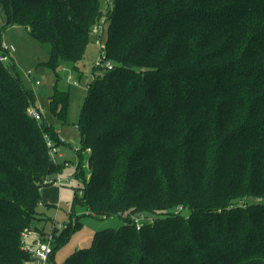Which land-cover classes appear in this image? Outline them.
<instances>
[{
  "label": "trees",
  "instance_id": "obj_1",
  "mask_svg": "<svg viewBox=\"0 0 264 264\" xmlns=\"http://www.w3.org/2000/svg\"><path fill=\"white\" fill-rule=\"evenodd\" d=\"M0 14V41L18 25L49 45L48 112L70 125L59 71L84 57L101 0H0ZM107 20L100 63L113 65L93 72L74 126L77 176L93 158L74 202L124 223L62 264H264V0H114ZM36 103L14 58L0 60V264L33 261L27 229L53 235V264L79 224L40 209L66 167L45 139L61 142L56 123L29 114ZM138 212L153 221L138 229Z\"/></svg>",
  "mask_w": 264,
  "mask_h": 264
},
{
  "label": "rangeland",
  "instance_id": "obj_2",
  "mask_svg": "<svg viewBox=\"0 0 264 264\" xmlns=\"http://www.w3.org/2000/svg\"><path fill=\"white\" fill-rule=\"evenodd\" d=\"M114 0H101V8L104 12L101 24L95 25L92 30L90 42L86 48V52L81 61L78 62L77 68L72 63H66L63 69H60V79L58 87L70 92V102L68 108V122L72 128L79 124L81 112L87 97L88 85L92 81L93 72L103 74L105 68L102 66L105 63H100V58L104 54V46L108 37L109 21L107 13L113 7ZM1 15V14H0ZM0 17V22H1ZM3 40L8 45H14L16 51L14 53V62L17 72L24 79L26 84L35 91L36 104L43 108L44 116L50 121L56 123L59 132L66 139L68 144H63L60 149L65 152V156L69 158L73 146L76 141H69L65 136L68 135V124H60L56 117L48 112L49 96L53 92L55 83V74L50 67L41 64L49 58V45L36 41L27 32L24 26H11L3 30ZM103 48V49H102ZM28 69L35 70V74L31 77H26L25 72ZM72 75L71 82L68 81V76ZM39 78L40 85H35L34 80ZM75 129V128H74ZM76 130V129H75ZM77 131V130H76ZM65 132V133H64ZM78 133V132H77ZM70 143V144H69ZM87 151V150H86ZM89 156H86L88 159ZM72 162L76 164L78 158L71 156ZM85 167V166H84ZM89 168L83 170L81 177L73 172V168L67 167L62 172V178L72 175L69 183L63 181L59 187L52 185L43 189V193H49L55 204L52 206H40L46 214L57 223H67L78 221V226L75 228L69 239L60 246L54 253L53 264H62L68 256L79 248L88 247L92 244L95 233L98 230L106 228H118L124 223V219L120 215L102 216L97 215L90 209L89 205L82 202H74L75 190L78 195L82 196L81 187L84 186L82 178H89ZM55 186V187H54ZM57 205V206H56ZM184 213L188 215V211ZM38 226L45 225L46 230L51 228V222H38ZM44 227V226H43ZM31 239L27 242L30 245ZM32 264H39L34 261Z\"/></svg>",
  "mask_w": 264,
  "mask_h": 264
},
{
  "label": "built area",
  "instance_id": "obj_3",
  "mask_svg": "<svg viewBox=\"0 0 264 264\" xmlns=\"http://www.w3.org/2000/svg\"><path fill=\"white\" fill-rule=\"evenodd\" d=\"M0 34H1V27H0ZM0 60L2 62H8L11 60V58H14V53L16 51V47L14 45H8L7 43L4 42V40L0 41ZM111 62H108L105 64L106 69L110 70L112 69ZM35 70L33 69H28L25 72L26 77H31L32 75L35 74ZM73 79L72 75L68 76V81L71 82ZM35 85H40L41 80L39 78L35 79L34 81ZM29 114L33 116L37 121H40L43 118L44 111L43 108L38 105V106H31L29 108ZM78 129V126L76 127ZM46 143L49 148V153L52 158V160L56 162H61L64 163L65 167H71L73 168V172L76 175V172L78 170L79 166V152L81 150V145H74L72 150H71V156H76L78 158V162L74 164L72 162L71 156L67 158L65 156V152L60 149V146H62L64 143H66V139L61 136L60 138V143H57L50 137L48 134L45 135ZM88 152H91V148L87 149ZM87 165V164H85ZM62 172H58L55 174L53 177H50L48 182L51 184L58 186L63 183V181L69 183L71 181L72 175L66 176L64 179L62 178ZM59 187V186H58ZM182 207H179L177 211H179ZM133 223L136 225L138 229L141 228V226L146 223V222H151L153 221L154 217L146 212H138L135 214L131 215ZM67 223L59 225V227H66ZM31 239V244L28 245L27 242ZM53 235L51 233H46V234H41L39 231L35 229H27L23 233V249L28 251L32 258L33 261L31 264L36 261V263L39 264H50V256L53 251Z\"/></svg>",
  "mask_w": 264,
  "mask_h": 264
},
{
  "label": "crops",
  "instance_id": "obj_4",
  "mask_svg": "<svg viewBox=\"0 0 264 264\" xmlns=\"http://www.w3.org/2000/svg\"><path fill=\"white\" fill-rule=\"evenodd\" d=\"M70 126V125H69ZM75 128V127H74ZM74 128H72L71 126L69 127V129H67V134L68 135H65L68 139H69V141H72V143H73V141H76V142H74V143H78L77 142V137H78V133H77V131L74 129ZM59 129V128H58ZM59 131V130H58ZM65 133V132H64ZM69 156H71V154L69 155ZM55 187V186H54ZM58 187V186H57ZM44 198H45V200H44V203H48V204H54L55 202L53 201V199L50 197V195H49V193H44ZM26 264H31V263H26Z\"/></svg>",
  "mask_w": 264,
  "mask_h": 264
},
{
  "label": "water",
  "instance_id": "obj_5",
  "mask_svg": "<svg viewBox=\"0 0 264 264\" xmlns=\"http://www.w3.org/2000/svg\"><path fill=\"white\" fill-rule=\"evenodd\" d=\"M92 167H93V158H92V156H89V158H88V168H89V170H91Z\"/></svg>",
  "mask_w": 264,
  "mask_h": 264
}]
</instances>
